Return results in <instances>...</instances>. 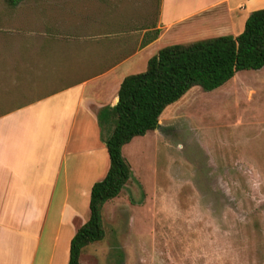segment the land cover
<instances>
[{"label":"rangeland","instance_id":"rangeland-1","mask_svg":"<svg viewBox=\"0 0 264 264\" xmlns=\"http://www.w3.org/2000/svg\"><path fill=\"white\" fill-rule=\"evenodd\" d=\"M157 8L158 0H18L13 8L0 0V63L18 62L25 29L84 28L108 13L130 30L154 25ZM158 119L153 135L123 150L131 176L104 203L103 238L79 264H264V67L209 92L192 87Z\"/></svg>","mask_w":264,"mask_h":264},{"label":"crops","instance_id":"crops-1","mask_svg":"<svg viewBox=\"0 0 264 264\" xmlns=\"http://www.w3.org/2000/svg\"><path fill=\"white\" fill-rule=\"evenodd\" d=\"M260 9L264 0H158L147 27L104 13L84 28L23 30L18 62L0 63V264H67L108 167L97 115L122 79L165 46L237 36Z\"/></svg>","mask_w":264,"mask_h":264},{"label":"trees","instance_id":"trees-1","mask_svg":"<svg viewBox=\"0 0 264 264\" xmlns=\"http://www.w3.org/2000/svg\"><path fill=\"white\" fill-rule=\"evenodd\" d=\"M17 1L4 3L13 8ZM262 67L264 9L251 12L242 32L235 37L226 35L165 46L146 61L143 72L122 79L116 104L103 107L97 115L108 167L103 179L90 187L88 219L69 241L67 264H79L82 250L103 238L102 206L117 197L131 176L121 148L132 138L157 130L161 112L190 88L209 92L239 71H258Z\"/></svg>","mask_w":264,"mask_h":264},{"label":"water","instance_id":"water-1","mask_svg":"<svg viewBox=\"0 0 264 264\" xmlns=\"http://www.w3.org/2000/svg\"><path fill=\"white\" fill-rule=\"evenodd\" d=\"M116 102H117V96H116L115 102H114V104L112 106H114L116 104ZM112 106H110V107H112Z\"/></svg>","mask_w":264,"mask_h":264}]
</instances>
